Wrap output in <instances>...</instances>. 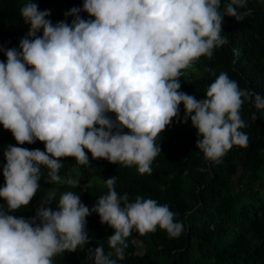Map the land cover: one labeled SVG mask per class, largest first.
<instances>
[{"label":"clouds","instance_id":"1","mask_svg":"<svg viewBox=\"0 0 264 264\" xmlns=\"http://www.w3.org/2000/svg\"><path fill=\"white\" fill-rule=\"evenodd\" d=\"M247 4L84 0L82 8H71L55 24L50 10H39L35 0L23 5L27 34L18 47L0 46L6 56V62L0 61V124L18 145L39 141L45 149L7 145L3 150L0 198L7 210L0 205V264H53L55 256L83 249L90 243L86 217L92 213L114 229L110 251L102 245L88 248L86 259L92 264L124 260L133 230L141 236L157 227L172 238L182 234L184 224L167 204L142 196L130 202L127 193L115 190L116 176L106 179L108 194L98 197L91 210L72 191L63 192L53 210L49 205L57 190L50 188L35 216L12 213L36 196L42 166L48 169L46 183L77 188V179L59 174L62 158L74 157L90 167L85 149L93 159L135 165L140 174H151L162 152L156 139L174 118L191 120L196 148L211 163H222L234 146L247 147L249 137L241 129L248 125L240 111L245 102L264 110V96L240 89L224 72L203 99L179 91L182 70L202 56L211 59L214 49L229 43L221 35L224 17L243 21L252 14Z\"/></svg>","mask_w":264,"mask_h":264},{"label":"trees","instance_id":"2","mask_svg":"<svg viewBox=\"0 0 264 264\" xmlns=\"http://www.w3.org/2000/svg\"><path fill=\"white\" fill-rule=\"evenodd\" d=\"M30 0H0V46L18 47L30 25L24 23L20 9ZM39 10H50L53 24L65 20L64 13L73 7L82 8L84 0H35ZM228 0H222V6ZM249 17L237 22L225 16L222 36L229 43L214 49L211 59L202 56L193 66L182 70L181 88L197 99H203L210 84L221 72L235 80L240 89H248L264 96V0H248ZM82 18L88 14L81 12ZM72 17H67L71 23ZM0 61L6 56L0 52ZM215 73L212 75L211 73ZM180 118L184 116L181 104ZM255 112L256 119H252ZM247 127L241 129L249 137L245 148L234 146L214 164L204 158L196 148L197 130L191 120L180 123L175 118L156 139L162 152L155 158L151 174H140L137 166L112 164L105 159L89 157L90 167L77 163L74 157L62 158L60 175L79 181L77 188L68 185L48 184V169L43 167L40 188L29 205L13 212L15 216H35L47 190L56 189V203L65 191L80 196L89 209L98 197L107 195L106 179L116 176L115 190L127 193L129 201L137 196L167 204L176 213L175 220L182 221L184 231L178 238L169 237L157 227L154 233L141 236L135 230L127 238L125 259L117 264H264V110L255 109L245 102L240 111ZM7 145L32 149H45L44 143L18 145L11 132L0 124V187L4 186L3 150ZM0 205L7 210L6 202ZM90 243L76 252H65L53 258V264H92L86 259L89 247L102 245L110 251L108 237L114 229L100 222L92 213L86 217ZM115 259V257H113Z\"/></svg>","mask_w":264,"mask_h":264},{"label":"rangeland","instance_id":"3","mask_svg":"<svg viewBox=\"0 0 264 264\" xmlns=\"http://www.w3.org/2000/svg\"><path fill=\"white\" fill-rule=\"evenodd\" d=\"M41 35H42V33H41Z\"/></svg>","mask_w":264,"mask_h":264}]
</instances>
